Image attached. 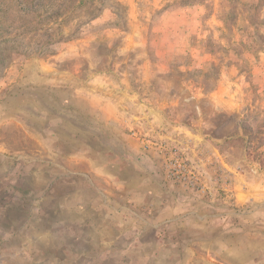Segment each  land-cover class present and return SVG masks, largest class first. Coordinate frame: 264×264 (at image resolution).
I'll list each match as a JSON object with an SVG mask.
<instances>
[{
	"label": "rangeland",
	"instance_id": "rangeland-1",
	"mask_svg": "<svg viewBox=\"0 0 264 264\" xmlns=\"http://www.w3.org/2000/svg\"><path fill=\"white\" fill-rule=\"evenodd\" d=\"M0 264H264V0H0Z\"/></svg>",
	"mask_w": 264,
	"mask_h": 264
}]
</instances>
